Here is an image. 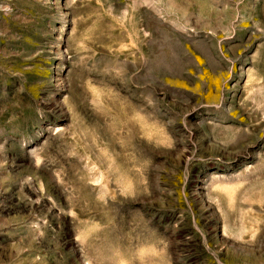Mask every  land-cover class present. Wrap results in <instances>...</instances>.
Listing matches in <instances>:
<instances>
[{"label": "rangeland", "instance_id": "374dc122", "mask_svg": "<svg viewBox=\"0 0 264 264\" xmlns=\"http://www.w3.org/2000/svg\"><path fill=\"white\" fill-rule=\"evenodd\" d=\"M0 264H264V0H0Z\"/></svg>", "mask_w": 264, "mask_h": 264}]
</instances>
